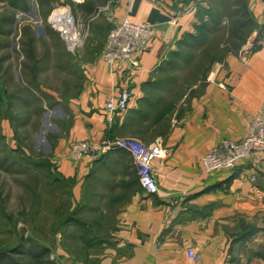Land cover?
I'll return each mask as SVG.
<instances>
[{
	"label": "crops",
	"instance_id": "crops-1",
	"mask_svg": "<svg viewBox=\"0 0 264 264\" xmlns=\"http://www.w3.org/2000/svg\"><path fill=\"white\" fill-rule=\"evenodd\" d=\"M75 1L85 15L106 3L108 10L90 23L83 56L94 60L86 61L83 87L68 101V127L53 161L69 201L92 215L97 237L84 257L66 254L62 263L264 264V254L246 255L264 249V152L210 175L202 165L221 139L241 140L264 105V0ZM214 9L232 10L231 17L240 20L237 32L248 34L252 46L228 49L210 69L200 66L184 91L156 77L169 73L173 53L189 46L203 20L200 10ZM107 14L153 26L131 77L102 58L111 27ZM211 51L213 63L217 55ZM123 82L131 93L129 107L109 121L104 100L118 99ZM84 137L96 142L134 137L159 145L162 155L152 160L158 193L142 189L126 150L95 160L73 158L71 144Z\"/></svg>",
	"mask_w": 264,
	"mask_h": 264
},
{
	"label": "rangeland",
	"instance_id": "rangeland-1",
	"mask_svg": "<svg viewBox=\"0 0 264 264\" xmlns=\"http://www.w3.org/2000/svg\"><path fill=\"white\" fill-rule=\"evenodd\" d=\"M78 3L0 0V264L9 259L14 264L31 262L27 255L13 251H26L32 242L49 248L44 264L56 259L65 262L66 254L79 259L89 248L80 236L93 235H85L93 232L92 215L69 201L67 185L53 161L55 147L68 127V101L83 87L86 61L94 60L83 56L90 23L108 5L85 15ZM55 7H67L87 30L75 53L47 21ZM200 11L208 42L183 48L169 63V73L155 75L181 91L200 75V66L205 68L207 63L210 69L228 49L252 46L248 34L237 32L240 20L231 17L232 10ZM210 51L217 55L213 63L207 57ZM258 254H264V249L246 252L250 257Z\"/></svg>",
	"mask_w": 264,
	"mask_h": 264
},
{
	"label": "built area",
	"instance_id": "built-area-1",
	"mask_svg": "<svg viewBox=\"0 0 264 264\" xmlns=\"http://www.w3.org/2000/svg\"><path fill=\"white\" fill-rule=\"evenodd\" d=\"M108 10V5L100 12ZM111 27L107 34L102 58L113 68L122 66L131 76L139 68L141 53L147 47L149 39L153 36V26L148 22H132L127 17H118L107 14ZM48 23L60 34L65 41L67 49L75 53L82 47L87 30L74 17L67 7H55L47 17ZM125 82H123V87ZM131 98L126 86L120 91L119 98L108 96L103 103L104 112L111 121L115 116L121 115L128 107ZM123 149L129 152L136 169L138 182L148 194H157V184L152 160L162 155V149L156 143L145 144L134 137H121L113 140L92 141L84 137L70 146V154L75 159H98L107 151ZM255 152H264V105L255 113L241 140L229 137L218 141L202 158L203 172L210 175L216 171L234 168L240 161ZM254 179L255 176L251 175ZM188 255L195 261L198 255L191 248Z\"/></svg>",
	"mask_w": 264,
	"mask_h": 264
},
{
	"label": "trees",
	"instance_id": "trees-1",
	"mask_svg": "<svg viewBox=\"0 0 264 264\" xmlns=\"http://www.w3.org/2000/svg\"><path fill=\"white\" fill-rule=\"evenodd\" d=\"M205 27H206V23L201 22L199 24V27L197 28L196 35L192 38L191 42L187 43L189 46H191L193 43H197V42L202 45V43L205 42V39H206V34H204V31H206ZM181 51H179V53H176V52L173 53L174 55L172 54L173 56H171V62L175 60V58L180 54ZM91 233L94 235L93 232H87V233H85V235H88V234H91ZM93 235H91L88 238H82V236H80V237H81L82 242L86 243V245L90 247L91 243L93 244V237H95V235L94 236ZM94 240H95V238H94ZM31 245H32L31 246L32 248H29L30 250L28 249V250L25 251V250L21 249L20 251H13V252H20L21 254H25L28 257H30V260H32V261L28 262V264H36V263L37 264H44V263H46L43 258L45 256L44 255L45 252H47L49 250V248L45 247L44 245L33 243V242H32ZM7 264H14V262L13 261L11 262V259H9V263H7ZM16 264H23V263L18 262ZM53 264H63V263H62L61 259H56V261H54Z\"/></svg>",
	"mask_w": 264,
	"mask_h": 264
}]
</instances>
